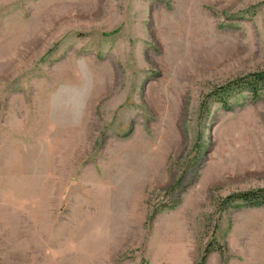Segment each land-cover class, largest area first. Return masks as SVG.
Returning <instances> with one entry per match:
<instances>
[{
  "label": "rangeland",
  "instance_id": "374dc122",
  "mask_svg": "<svg viewBox=\"0 0 264 264\" xmlns=\"http://www.w3.org/2000/svg\"><path fill=\"white\" fill-rule=\"evenodd\" d=\"M262 69L264 0H0V264H264Z\"/></svg>",
  "mask_w": 264,
  "mask_h": 264
},
{
  "label": "trees",
  "instance_id": "16d2710c",
  "mask_svg": "<svg viewBox=\"0 0 264 264\" xmlns=\"http://www.w3.org/2000/svg\"><path fill=\"white\" fill-rule=\"evenodd\" d=\"M246 89L251 95L252 99H256L259 96V93L264 90V69L251 72L241 77H237L227 85L225 88H222L218 93H222L229 90H243ZM240 200L248 206H259L264 204V187L251 189L235 194H230L225 198L226 203H231L233 201ZM209 248L206 249V252ZM205 255V254H204ZM204 260V257H202Z\"/></svg>",
  "mask_w": 264,
  "mask_h": 264
}]
</instances>
